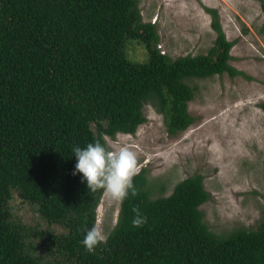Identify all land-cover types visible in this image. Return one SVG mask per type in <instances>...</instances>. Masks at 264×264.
<instances>
[{"label": "trees", "instance_id": "16d2710c", "mask_svg": "<svg viewBox=\"0 0 264 264\" xmlns=\"http://www.w3.org/2000/svg\"><path fill=\"white\" fill-rule=\"evenodd\" d=\"M206 9L213 46L173 58L158 47L157 25L144 21L138 0H0V264H50L13 218L14 191L66 229L48 236L66 264H264V218L254 229L213 231L201 209L211 198L201 173L153 198L143 168L107 243L94 252L81 243L105 192L72 174L74 145L98 140L110 150L107 137L135 134L146 122V105L164 115L170 134L184 131L195 122L189 79L251 78L230 63L235 41L218 9ZM129 38L146 44L147 62L128 59ZM133 209L147 223L133 226Z\"/></svg>", "mask_w": 264, "mask_h": 264}, {"label": "rangeland", "instance_id": "374dc122", "mask_svg": "<svg viewBox=\"0 0 264 264\" xmlns=\"http://www.w3.org/2000/svg\"><path fill=\"white\" fill-rule=\"evenodd\" d=\"M144 21L156 23L158 47L173 58L207 54L217 32L206 7L216 8L228 40L235 41L230 63L251 78L229 74L194 78L189 111L195 122L170 134L164 115L146 105V122L135 134L107 137L111 151L127 147L137 155L140 171L147 168L153 198L169 196L176 184L203 174L211 193L201 206L205 221L217 233L257 228L264 218V11L260 0H138ZM126 54L134 63L149 59L146 44L126 41ZM121 202L106 193L98 219L108 235L117 223ZM13 218L29 229V244L44 262L66 264L64 255L48 236L66 229L50 223L37 207L14 191ZM32 231L40 232L34 236ZM55 251V253H52ZM67 264H76L68 262Z\"/></svg>", "mask_w": 264, "mask_h": 264}, {"label": "clouds", "instance_id": "9594fccd", "mask_svg": "<svg viewBox=\"0 0 264 264\" xmlns=\"http://www.w3.org/2000/svg\"><path fill=\"white\" fill-rule=\"evenodd\" d=\"M72 152L76 158L72 174L80 175L88 190L95 192L102 189L114 201L121 203L130 195H136L134 177L139 174L140 166L134 151L127 147L111 151L97 140L84 147L74 145ZM133 212V226L141 227L147 223V217L140 209H133ZM107 240L108 235L97 222L86 230L81 243L86 251L94 252Z\"/></svg>", "mask_w": 264, "mask_h": 264}]
</instances>
